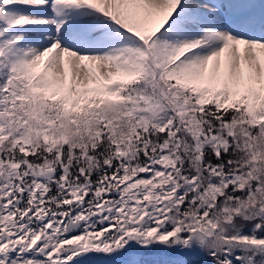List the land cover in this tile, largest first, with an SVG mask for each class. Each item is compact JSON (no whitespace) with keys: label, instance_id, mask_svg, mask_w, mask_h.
<instances>
[{"label":"snow or ice","instance_id":"1","mask_svg":"<svg viewBox=\"0 0 264 264\" xmlns=\"http://www.w3.org/2000/svg\"><path fill=\"white\" fill-rule=\"evenodd\" d=\"M0 264H264V0H0Z\"/></svg>","mask_w":264,"mask_h":264}]
</instances>
